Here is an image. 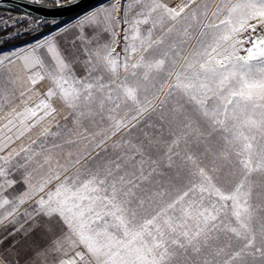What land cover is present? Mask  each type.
Listing matches in <instances>:
<instances>
[{
  "label": "snow or ice",
  "instance_id": "snow-or-ice-1",
  "mask_svg": "<svg viewBox=\"0 0 264 264\" xmlns=\"http://www.w3.org/2000/svg\"><path fill=\"white\" fill-rule=\"evenodd\" d=\"M43 2L28 0L37 6ZM55 6L80 7V3L56 0ZM253 20L264 24V0H182L176 7L164 0L123 4L100 0L73 26L81 32L78 39H87L85 25L99 30L94 36L98 47L83 62V76H77L51 34L27 49L0 55V100L10 102L18 81L24 85L19 95L26 97L21 101L26 105L23 111L13 108L9 115L21 118L24 131L51 117L41 136L62 140L43 153L21 148L0 155V227L13 226L0 245L24 229L25 236L37 231L53 234L49 245L35 255H56V264H264V204L252 203L255 188L264 185V36L254 38L243 56L238 53L244 41L234 39L248 28L255 31L256 25L249 24ZM121 26L123 54L116 50L121 34L116 29ZM103 34L111 39L99 44ZM8 39L7 34L0 35V42ZM17 62L23 75L9 67ZM161 73L166 78L157 91L164 90L168 79L174 80L160 105L175 97L172 111L187 121L171 133L175 138L167 150L168 167H173V148L181 141L186 149L190 144V131L184 129L202 122L207 136L216 134L223 141L216 159L227 161L232 178L227 184L189 154L186 160L181 158L184 162L175 176L186 181L184 190L168 199L175 188L173 177L154 179V174H167L158 172L159 160L143 147L131 144L121 152L117 142L112 145L117 150L114 157H100L99 152L92 156L127 127L128 121L118 118L122 105L139 106L137 115L153 107L152 101L141 106L139 92ZM45 79L52 86L28 106L33 96H40L35 86ZM56 102L68 110L64 119L71 116L72 127L56 122L58 130L52 132ZM105 120L112 131L94 143L101 132L90 128ZM12 124L9 119L3 127ZM195 131L205 135L199 127ZM9 143L11 137L0 141V152ZM21 153L23 163L16 161ZM212 163L211 171H220L215 159ZM13 170L22 171L19 181L9 178ZM18 183L24 186L18 195H4ZM30 202L35 206L24 211L25 222L17 227L21 206ZM53 222L61 226V235H54Z\"/></svg>",
  "mask_w": 264,
  "mask_h": 264
},
{
  "label": "rangeland",
  "instance_id": "rangeland-1",
  "mask_svg": "<svg viewBox=\"0 0 264 264\" xmlns=\"http://www.w3.org/2000/svg\"><path fill=\"white\" fill-rule=\"evenodd\" d=\"M121 3H125V0H121ZM98 4V3H97ZM215 5H213L214 8ZM134 14V13H133ZM84 15L81 14L79 16L70 18L65 20L64 22L55 24L52 28L46 32L48 35H53L60 47V50L64 53L65 59L73 65L74 70L77 76L84 75V64L83 62L88 59V54L95 51L98 47V42L94 38L95 34L99 31L98 29L89 27L87 25L84 26L83 35L87 37V39H78L81 36V32L79 29L74 28L73 26L77 24L78 19ZM211 16V12H209V17ZM25 17H20V19H24ZM29 18V17H26ZM207 23V20H205ZM250 25H256L255 31L251 28H248L245 31H242L237 34L234 39H239L244 41L240 47L239 55L243 56L246 55V49L251 47V42L256 37L264 36V24H257V21H249ZM28 27L26 29L35 28L37 23L29 22ZM120 28H117V32H121ZM63 29L64 31L61 32L60 30ZM18 33V31L11 32V35ZM45 34V33H43ZM159 34V33H157ZM39 34L37 36H40ZM198 35V34H197ZM35 36V37H37ZM33 37V38H35ZM31 39V38H30ZM30 39L26 40L29 41ZM110 37L107 34H103L100 36L99 44H103L106 41H110ZM119 41V44L116 46L117 52L123 54V33L116 37ZM88 40H91V44L88 43ZM26 41L20 42L24 43ZM13 43L6 45L5 47L20 44ZM195 44V40L191 41L190 44L187 46V51L190 52L192 50V45ZM4 48V47H0ZM87 49V53L85 52ZM187 54V52L185 53ZM165 74L161 73L160 76L157 78L156 81H153L152 84H147L146 86H142L139 92V98L141 100V106L146 105L148 101H152L153 107L148 108L146 112L141 115H137L138 107L137 105H133L130 102L127 105H122L119 111L118 118H123L127 123V127L121 128L116 135L112 136L111 139H108L101 148L95 149L92 152V156H96V153L99 152L100 157L109 158L114 157L117 155V150L112 148L114 143L119 142L122 147L119 149L121 152L128 151V148L131 144H136L139 147H143L145 151L150 154L154 159L159 160V168L158 172L167 174V175H156L154 174V179H160L161 181H165L168 179L169 176L173 177L172 183L175 184V188L171 190V197L168 199L174 198L182 193L184 190V184L186 181L184 179L176 180L175 176L178 171H180V165L184 162L182 161V157L186 160L187 155L195 154L197 162L201 164L202 167L206 168V171L213 176H221L223 179L221 183L227 184L229 180L232 178L228 176V164L227 161L221 159H216L223 141L220 137L216 134L212 136H207V127L202 122L193 123L192 130L184 129V131H190V135L188 137L190 144L186 146L183 141H181L179 147L173 148L172 159H173V167H168V146L170 142L175 138L171 133L178 131V126L180 123H186L184 121L183 116L174 113L172 109L176 106V98L170 97L169 101L165 105H160V100L164 98V93L167 92L168 84H171L174 80L172 79L167 80V84H165L163 91H157L160 87V83H163L165 80ZM153 84L155 87H153ZM186 108H191L190 105H185ZM132 117H136L132 119ZM61 126L67 124L68 127H72L71 124V116H69L68 120H61L59 122ZM197 127L200 128L201 131L205 132V135H198L195 131ZM58 129L54 126L51 128L52 132H56ZM91 132H101V135L96 136L95 142H98L104 135L109 134L112 129L109 128V122L103 121L102 123H98L95 128H90ZM36 143H31L27 148L30 150L38 151L43 153L44 148H49L54 142L62 143L60 137L53 138L52 136L43 137L40 136ZM199 141V143H197ZM125 142H128L127 144ZM43 145V148L41 147ZM83 142L81 143L80 147L82 148ZM93 145H89V148L93 147ZM70 146L65 145V148ZM107 149V151H105ZM54 152H60V149H54ZM176 152H179L180 155H175ZM25 154L21 153L20 157H16V161L23 163V156ZM139 159V157H136ZM37 159L42 160L43 156L37 157ZM91 159V157H89ZM216 160V166L220 168L218 172H212L211 169L213 167V160ZM15 163V162H14ZM34 166V165H33ZM188 167H191V163L188 162ZM14 174L11 175L9 178L19 181L22 176V171H15L13 170ZM185 175V174H182ZM23 184L18 183L14 188L8 189L4 195L12 198L18 195L19 190L23 189ZM261 194V195H258ZM252 203L255 206L256 204H264V185H258L253 193ZM35 205L33 203H27L21 206L20 213L18 215V223L17 227L20 223L25 222V217L23 215L25 210L31 211ZM24 207V208H23ZM264 215V213H261ZM31 224V221L25 223V229H27ZM54 228V235H61L60 228L61 226L53 222ZM13 230V226H9L7 229L0 227V239H3L7 236L9 231ZM53 238V234L49 233L47 236L42 235L39 231L36 233H32L29 236L24 235V229L20 232H17L14 236H8L7 240L4 241L3 245H0V248H9L13 242L16 243V247L13 248V251H16L14 254H10L9 258L12 260L13 264H16L17 259H20L21 264H24L25 260L29 261V264H56V255H48L45 257H37L35 255L36 251L40 249L46 248L50 240ZM12 248V247H11ZM81 250V249H78ZM69 255H74V252H70ZM218 259H226V257H220Z\"/></svg>",
  "mask_w": 264,
  "mask_h": 264
},
{
  "label": "crops",
  "instance_id": "crops-1",
  "mask_svg": "<svg viewBox=\"0 0 264 264\" xmlns=\"http://www.w3.org/2000/svg\"><path fill=\"white\" fill-rule=\"evenodd\" d=\"M181 2L182 0H164V3L168 4L169 7H176L177 5L181 4ZM183 2H186V0H183ZM47 36L48 34L45 33L24 43L1 48L0 55L10 54L13 51H19L20 49H27L29 45L34 44L37 40H43ZM9 67L12 68L14 74L20 73L23 75V73L20 72L19 62H17L16 65H10ZM51 86L52 85L47 79L37 84L35 87L39 90L40 96H33L32 100L28 102V106L34 105L40 98L43 97V93L46 92ZM22 90H24V85L22 82L18 81L12 94L8 97L10 102L6 103L5 101L0 100V141H4V138L6 137H11V143L8 144V147L5 148L4 152H0V155H6L8 152L13 150L18 152L21 148H27L33 141L37 140L41 136V132L44 128L50 126L49 120H51V117H49L48 120L42 121L36 127L31 128V130L24 131V127L20 124L21 118L16 117L14 113L11 116L9 115L13 108H16L17 112H21L26 107L25 104L21 103L22 100L26 99V97H21L19 95L20 91ZM27 95L32 94L28 93ZM56 107L58 109L56 121L53 122L51 128L55 126L56 122L59 123L61 120H63L64 116L68 113V110L64 109L63 106L59 104V102H56ZM9 119H12L13 121L12 125H8V128H11V131H9L8 128L3 127V125L7 124ZM31 122L32 121H26V124H30ZM22 131L24 134L20 136V139H17V135H19ZM12 249L13 248L11 247L9 250H7V248H0V262H2V264H13L12 260L9 258V255L14 254L16 251H13Z\"/></svg>",
  "mask_w": 264,
  "mask_h": 264
},
{
  "label": "water",
  "instance_id": "water-1",
  "mask_svg": "<svg viewBox=\"0 0 264 264\" xmlns=\"http://www.w3.org/2000/svg\"><path fill=\"white\" fill-rule=\"evenodd\" d=\"M99 2L100 0H77V3H80V7L59 8L55 4L46 5L42 3V5L37 6L28 3V0H0V9L38 20L58 21L79 16L90 10V5H95Z\"/></svg>",
  "mask_w": 264,
  "mask_h": 264
},
{
  "label": "trees",
  "instance_id": "trees-1",
  "mask_svg": "<svg viewBox=\"0 0 264 264\" xmlns=\"http://www.w3.org/2000/svg\"><path fill=\"white\" fill-rule=\"evenodd\" d=\"M61 2H64V0H61ZM56 3V0H44L43 4L46 5H54ZM20 17H25L24 19H20ZM15 21V25L12 24V22ZM65 20H58L55 21V24L64 22ZM37 23L35 28L26 29L28 27V23ZM53 21H46V20H38L35 18H26V16L7 11V10H1L0 9V35L7 34L10 39L0 42V47H5L6 45L13 44V43H20L23 41H26L28 39H32L33 37L46 33L49 31L54 23ZM5 24L8 26L5 27ZM18 31V34L11 35V32Z\"/></svg>",
  "mask_w": 264,
  "mask_h": 264
}]
</instances>
